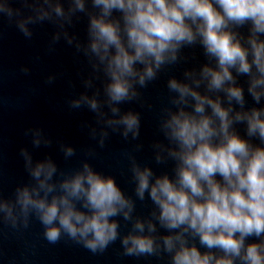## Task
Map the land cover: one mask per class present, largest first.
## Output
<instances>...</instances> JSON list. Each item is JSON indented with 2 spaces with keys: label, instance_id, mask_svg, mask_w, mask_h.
<instances>
[{
  "label": "clouds",
  "instance_id": "obj_1",
  "mask_svg": "<svg viewBox=\"0 0 264 264\" xmlns=\"http://www.w3.org/2000/svg\"><path fill=\"white\" fill-rule=\"evenodd\" d=\"M0 18L27 41L51 26L48 53L61 41L73 51L81 90L67 105L91 113L80 128L94 141L78 157L56 140L65 161L77 157L64 168L34 156L53 138L25 129L28 180L0 187V224L35 221L48 244L93 255L119 242L123 256L167 264H264V0H0ZM159 81L154 104L146 91ZM141 109L155 111L148 159ZM113 135L130 145L131 191L93 163Z\"/></svg>",
  "mask_w": 264,
  "mask_h": 264
}]
</instances>
